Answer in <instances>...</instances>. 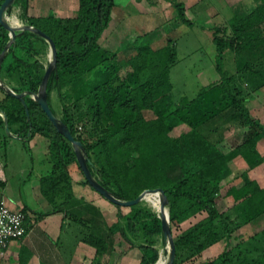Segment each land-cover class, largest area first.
Returning <instances> with one entry per match:
<instances>
[{
    "label": "trees",
    "instance_id": "trees-1",
    "mask_svg": "<svg viewBox=\"0 0 264 264\" xmlns=\"http://www.w3.org/2000/svg\"><path fill=\"white\" fill-rule=\"evenodd\" d=\"M130 1L78 0L74 15L61 16L55 12L32 15L29 0H14L7 13L18 6L25 24L55 42L57 58L47 81L48 101L82 142L95 178L124 200L134 199L146 189L161 188L167 198L171 230L204 213L174 238L173 264L192 260L220 241H226L223 251L200 264H264V227L248 237L237 234L243 226L264 217V186L249 174L264 162L258 147L264 142V123L247 106L250 95L264 87V0L230 22L210 28L220 78L199 86L193 97L182 94L178 101L173 99L171 71L180 58L176 39L170 34L155 38L150 30L140 33L122 57L120 49L100 43L114 8ZM170 2L178 20L194 24L184 1ZM7 45L0 65L2 142L6 146L9 138L17 137L30 150L31 140L39 134L48 141L52 163V171L41 178L40 185L53 208L34 211L32 219L31 208L22 207L25 235L46 215L63 211L76 242L95 247L97 259L112 254L114 237L120 234L130 248L140 251L138 264H155L160 257L157 237L163 236L157 212L141 202L124 206L127 211L115 204L116 218L108 223L99 206L74 194L72 165L83 173L74 146L34 98L47 69L39 55L49 42L29 28L16 29L12 39L10 30L0 22V56ZM230 52L234 72L223 66ZM5 84L16 94L9 93ZM53 91L61 115L52 104ZM229 122L244 129L231 149L225 150L220 143L223 126ZM182 125L187 128L176 132ZM237 156L248 167L239 174L240 180L223 192V183L233 175L230 163ZM81 183L93 188L86 177ZM4 187L0 178V201ZM232 238L238 239L233 245ZM17 256L18 264H28L32 250L21 242Z\"/></svg>",
    "mask_w": 264,
    "mask_h": 264
},
{
    "label": "rangeland",
    "instance_id": "rangeland-1",
    "mask_svg": "<svg viewBox=\"0 0 264 264\" xmlns=\"http://www.w3.org/2000/svg\"><path fill=\"white\" fill-rule=\"evenodd\" d=\"M182 1H186V14L194 21V24L192 25L182 23L176 18L175 15L177 11L170 0H131L127 4H120L114 8L110 27L106 29L100 39V43L103 46L113 50L120 49L119 55L122 57V55H127L128 50L131 48L130 42L135 38V36L145 31L149 32L150 30V32H152L151 35L155 38L163 35L164 33H168L175 38L177 54L180 58V61L172 68L171 71V80L174 83L172 94L175 101H178L182 94H187L189 97H193L198 91L199 86L220 78V73L215 67L217 50L212 39L210 28L214 25H223L230 22L236 14L243 15L255 5L254 0H242L240 5L230 4L229 1L231 0H212V2L211 0ZM210 2L211 4L213 3V6ZM120 3L122 2L120 1ZM46 5L49 4L46 3ZM73 7L74 6L71 5L69 10L73 9ZM214 7L217 8L216 11H214ZM57 8H60V6H57ZM61 8L63 9V6H61ZM44 10H47V6ZM19 14L20 8L18 6H14L11 13H6V18H8V20L13 24L23 25L25 22L19 17ZM13 20H17V23ZM159 25L160 28H157ZM225 57V63L223 66L225 69H228L229 72H234L235 62L233 60V54L230 52L225 55ZM39 58L46 65H48L52 58L50 47L46 46L43 53L39 55ZM5 87H8V85L5 84ZM248 101L252 110L256 112V115L259 113L261 119L264 121V87L257 91V93L250 95ZM52 104L58 115H61V105L56 91L52 92ZM223 127L225 139L220 143V145L225 150H228L239 140L238 135L242 133L244 127L235 122H229ZM185 128H187L186 125L179 126L177 127L176 132L184 130ZM205 131L209 134L211 133L208 129H205ZM2 137L3 130L0 129V178L5 181L4 190H6L10 195L16 196L19 194V181L21 182L20 186L23 189L24 183L29 180V176L32 173L30 178L32 181L36 182V176L33 172H31L34 165L35 170L37 171L44 166H42L43 160H45L44 162H47V165L51 164L48 161L50 156L48 141L44 138L43 141L36 145L35 148L26 150L21 139L9 138L6 146H4ZM245 166L246 164L240 162V160L233 163V175L223 183V192L230 184L239 181V174L243 171ZM71 169L72 172L77 174L82 180L85 178L84 174L76 165H72ZM252 173L253 176H256L264 183L263 168H260L259 170L255 169ZM39 188L41 189V185ZM27 189L28 187L26 184L25 190ZM95 194L100 199V202L101 200H104L102 201L106 202L104 204L107 205L110 203L111 212L109 214L110 219L108 223H111L112 220L116 218L117 207L115 203L101 195L98 191H95ZM140 202L150 207L154 212H157L160 215L161 206L156 205L150 199L146 198H143ZM52 205L53 204H51V206ZM39 209L42 210V208ZM123 210L127 211L129 209L123 206ZM165 210H167L168 214L167 207ZM203 215L204 213L197 214L196 216L182 222L179 226L173 227V237L175 238L184 228L203 217ZM66 226L65 229L60 232L58 238H55L56 236H54L50 231L49 233L54 236V243L57 245L60 255L68 261L73 253L72 249L76 239L75 234L73 233V228L71 226ZM263 227L264 217L257 223L243 226L237 234H240L243 237H248ZM35 228L37 229L33 232L34 237H36L40 228H44V225H41L40 227L37 226ZM114 238L116 245L114 251L108 257V262L110 264H123L122 259L126 260L128 256L127 254H130V260L127 264H136L137 258L139 259L141 255L138 248H130L129 243L124 241L120 234H117ZM28 239L31 240L33 238L30 236ZM17 240H14V243L11 246L12 248H14L13 246L17 243ZM24 240H27V238L25 237ZM166 240L167 239H165L164 236L159 235L156 242V246L160 250V257L163 256L166 258L165 264L169 260V242ZM237 240V238H232L230 240V244H235ZM23 243L27 246L25 241H23ZM225 246L226 241H220L208 248L201 255L196 256L192 260L183 261L180 264H200L205 259L213 258L218 253L223 251ZM14 255V257L12 256V261L8 264H18L17 256L16 254ZM96 260L99 259L95 257L94 261ZM90 264L94 263L92 262Z\"/></svg>",
    "mask_w": 264,
    "mask_h": 264
},
{
    "label": "crops",
    "instance_id": "crops-1",
    "mask_svg": "<svg viewBox=\"0 0 264 264\" xmlns=\"http://www.w3.org/2000/svg\"><path fill=\"white\" fill-rule=\"evenodd\" d=\"M231 1H229V2L232 5H237V4L240 5L242 0H231ZM211 2H212V0H211ZM211 2H210V4H211ZM46 3H48L49 5H46ZM184 3L186 4V1ZM254 3H255V5H257L259 3V0H254ZM71 5H73L74 7H73V9L69 10ZM211 5L213 6V3ZM46 6H47V10H44V8ZM57 6H60V8H61V6H63V9L61 8V10H60V8H57ZM77 9H78V0H29V13L32 15H47L51 12H55L61 16H72V14H75ZM216 10H217V8L214 7V11H216ZM255 93H257V92H255ZM247 106L249 107L251 113L254 116L258 117L264 123L263 119H261L260 114L258 113L256 115V112L254 110H252L249 101L247 102ZM13 138L16 139L17 137H13ZM43 139H44L43 136H41L39 134L35 135V137L30 142L31 148H35L36 145L40 144L43 141ZM258 147H259L260 151L264 154V151H263L264 142H260L258 144ZM229 149H231V148H229ZM237 160H240V162H243L244 164H246V166L243 168V170L247 169L248 164L246 163V161L241 156H237L236 158H234L231 161V163H230L231 167H232L233 163H235ZM44 161L45 160L42 161V166L43 165L44 166L41 167L40 169H38L37 171L35 170V165L32 167L31 172H33V174H35L36 182L32 181V179L30 178L31 174H32L31 173L29 176V180L27 182L24 181L25 183H24L23 189L20 186L21 182L19 181V186H18L19 194H17L16 196H13V195H10L9 193H7L6 190H4V192H3V198H5V200L7 201L8 205L11 208L17 209V208H22L24 206H28L29 208H31V210L29 209L28 211H29L30 218H32V219H34L36 216V213L34 211H36V212L44 211L45 212V211L52 210L51 204L43 196L41 189L39 188L40 183H41V178L43 176L49 174L52 171L51 161L48 159V161L51 163L50 165H47V162H44ZM260 168L264 169V162L262 164L258 165L257 167L251 169L249 171V174L252 178H256L260 182V184L262 186H264V183L259 178H257L256 176H253V173H252L255 169L259 170ZM72 174L74 176L73 177V179H74L73 180V191H74L75 196L83 197L88 202H91V203L99 206L101 212L105 216V219L107 218V221H109V219H110L109 214L111 212L110 203H108L106 205V204H104L106 202H102L104 200H101V202H100V199L95 194L96 190H94L93 188H91L90 186H88L86 184L81 183L82 179L77 174H75L74 172H72ZM239 180H240V178H239ZM26 184L28 187L27 190H25ZM37 186H38V188H37ZM39 208H42V210ZM68 221L69 220L67 218H64V212L63 211H54V212H51L50 214L46 215L45 217L40 219L34 227H32L30 229V231L24 236V238L22 240L16 239L17 243L13 246L14 248L11 247L12 244L14 243V241L11 242V244L8 248L7 255L1 264H8L12 261V256L13 257L15 256L14 254H16V256H17L18 248L20 246V243L21 242L23 243V241H25L27 246L32 250V256H31L28 264H90L92 262L94 264H110L108 262V256L102 257L101 260L94 261V258L96 255L95 247H93L92 245H90L86 242H83V241H77L74 243V247L72 249L73 253H72L71 257L68 259V261L65 260L64 257H62L60 255V252L57 249V245L54 243V240H55V238H58L60 232L63 231V229H64L63 225L69 226ZM41 225H44V228H40V230L36 234V237H34L33 232L37 229L35 227H37V226L40 227ZM49 231L56 237L54 238V236L51 233H49ZM30 236L33 239L29 240L28 238H30ZM25 237L27 238V240H24ZM127 255L128 256H127L126 260L122 259L123 264H127V262L130 260L129 259L130 254H127ZM17 258H18V256H17ZM139 259H140V257H139ZM139 259L137 258L136 264H138Z\"/></svg>",
    "mask_w": 264,
    "mask_h": 264
},
{
    "label": "water",
    "instance_id": "water-1",
    "mask_svg": "<svg viewBox=\"0 0 264 264\" xmlns=\"http://www.w3.org/2000/svg\"><path fill=\"white\" fill-rule=\"evenodd\" d=\"M14 0H4L0 5V22L10 30L12 39L15 37V30L20 28H29L33 31L39 32L42 36L46 38V40L49 42V47L51 51V61L47 65L46 72L43 77V81L41 83V87L37 94H34V98L38 101V103L41 105L42 109L45 111V113L48 115L50 120L54 123L55 127L58 131H60L70 142H72L77 160L79 163V166L81 167L84 176L86 179L90 182V184L93 186L95 190H97L101 195L109 199L111 202L115 204H120L123 206H130L132 204H136L140 202L143 198H145L146 194L149 192H157L161 194V207H160V217L162 218V225H163V236L165 239L169 241V260L166 264H173L175 260L176 255V247H175V240L172 234V230L169 226V211H168V217H166L163 212L166 208V202L167 198L164 194V191L161 188H155V189H146L143 192H141L136 198L131 200H124L121 198H118L115 196L110 190L105 188L92 174L91 169L89 168L88 164V158L86 155V151L83 148L82 142L80 140L75 139L73 136L71 130L67 127V125L55 114V112L52 110L49 101H48V95H47V81L49 78V75L53 68L56 65V58H57V48L56 44L53 41V39L48 36L46 33H44L41 30H38L34 26H30L27 24L23 25H15L12 22L6 18L7 8L13 3ZM8 45L5 47L4 51L2 52V55L0 56V65L3 60V57L5 55V52L7 51ZM11 94H16L11 88L6 87ZM22 96V94H21ZM6 128L8 130V124L6 123ZM157 263V262H156ZM155 263V264H156Z\"/></svg>",
    "mask_w": 264,
    "mask_h": 264
},
{
    "label": "built area",
    "instance_id": "built-area-1",
    "mask_svg": "<svg viewBox=\"0 0 264 264\" xmlns=\"http://www.w3.org/2000/svg\"><path fill=\"white\" fill-rule=\"evenodd\" d=\"M26 215L21 208H11L5 198L0 201V264L7 255L8 248L16 239L26 233Z\"/></svg>",
    "mask_w": 264,
    "mask_h": 264
},
{
    "label": "bare ground",
    "instance_id": "bare-ground-1",
    "mask_svg": "<svg viewBox=\"0 0 264 264\" xmlns=\"http://www.w3.org/2000/svg\"><path fill=\"white\" fill-rule=\"evenodd\" d=\"M17 19V18H15ZM14 22L17 23V20H13ZM15 24V23H14ZM16 25V24H15ZM146 199H150L153 203H155L156 205H159L161 206V194L160 193H157V192H149L146 194L145 196ZM163 214L168 217V214H167V210H165L163 212ZM167 241V240H166ZM169 242V241H167ZM169 244V243H168ZM165 259L163 256L159 258V260L157 261L156 264H165ZM168 262V261H167Z\"/></svg>",
    "mask_w": 264,
    "mask_h": 264
}]
</instances>
